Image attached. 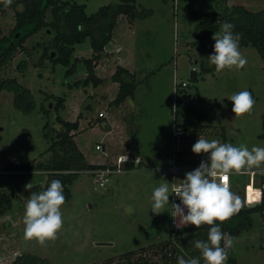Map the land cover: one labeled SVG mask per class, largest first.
<instances>
[{
	"label": "rangeland",
	"instance_id": "obj_1",
	"mask_svg": "<svg viewBox=\"0 0 264 264\" xmlns=\"http://www.w3.org/2000/svg\"><path fill=\"white\" fill-rule=\"evenodd\" d=\"M68 1L84 4L87 15L101 5L116 2ZM134 4L137 12L149 9L150 15L134 19L132 32L125 30L124 16H116L111 37L93 68V73L102 77L96 86L72 85L85 74L79 59L90 56L87 39L73 46L70 62L73 58L77 61L71 75H64L66 66L53 65L46 58L39 63L43 46L49 44L51 37V33L43 29L26 37L22 43L24 49L16 51L0 70L1 78H14L27 88L32 101L31 110L23 112L15 106L11 91L0 90V191L11 194L9 208L0 215V264H12L21 254L37 257V264H110L124 262V254L129 250L133 259L141 256L150 264H164L160 257L162 252L155 245L167 238L171 228L169 206L156 215L151 211V197L157 187L154 179L161 184V179L168 176L141 169L146 160L139 162L149 159L148 155H172V114L181 122V116L172 112L173 106L179 109L188 104L192 111L204 114L202 120L193 121L204 125L203 129H190L177 139V165H200L208 159L207 154L192 152L199 137L236 147L244 145L249 150L253 146L264 147V73L259 55L253 47H240L247 59L243 69L217 72L214 66L209 72H200V63L203 68L212 66L207 58L213 54L215 41L206 38L200 45H193L194 23L190 17L192 10L220 12L225 5L233 4L255 12L264 8V0H135ZM49 19L46 11L44 20ZM13 23V10L6 9L0 15L1 35L7 36ZM220 31L221 26L216 33ZM128 42L132 43V50L121 49L116 55L121 57L122 65L135 66V88L132 97L115 108L106 102L117 89L109 79L110 64L114 63L109 55H113L114 48L118 50ZM191 67L195 68L196 80L189 78ZM173 82L177 84L175 92ZM179 82H185L181 87L183 95L177 91ZM244 90L252 94L255 105L250 113L237 118L229 98ZM57 98L61 99V105L55 108ZM102 111L103 117H98ZM56 116L66 121L77 120L79 126L70 133L86 163L102 164L114 160L118 153H125L133 155V162L140 165L141 170L112 174L104 187H99L86 170H80L67 184L69 196L61 207L63 226L57 238L42 247L35 240L24 239L23 216L28 199L21 195V190L29 183L43 186L46 171L33 167L4 171L3 167L13 161L31 165L45 163L50 155L47 146L55 139L58 128ZM118 117L124 119L122 127L112 125V133L105 135L104 121L111 122ZM45 123L46 139L42 137ZM129 132L133 133L130 139L127 138ZM136 142L141 147L139 151ZM95 144H99L100 150L94 149ZM185 175L177 174L176 178L179 181ZM232 177L236 190L233 187L230 190L245 206L244 187L249 183L257 186L258 175L242 171L233 173ZM113 184L117 187L113 188ZM260 214L250 213V226L232 236L234 243L228 256L238 264H264V218Z\"/></svg>",
	"mask_w": 264,
	"mask_h": 264
},
{
	"label": "trees",
	"instance_id": "obj_2",
	"mask_svg": "<svg viewBox=\"0 0 264 264\" xmlns=\"http://www.w3.org/2000/svg\"><path fill=\"white\" fill-rule=\"evenodd\" d=\"M135 0H116L115 3H108L99 6L93 13L87 15L84 12V4H78L68 0H13L12 4L5 7L4 1H0V15L6 9L13 10V27L7 36L1 35L0 29V70L9 63L11 57L16 51L23 50L22 43L24 39L39 29L49 31L51 37L49 44L43 46L42 53L39 56V63L42 59H48L51 64L59 63L66 66L64 75L68 76L73 73L74 63L77 61L73 58L70 62L75 44L88 40L90 48V56L88 58H80V62L85 68V77L74 80L72 85L88 84L96 86L101 79L93 73L103 46L109 41L111 31L115 23L117 15H122L127 22L131 23L134 19L150 15V10L145 9L137 12ZM20 5V9L16 6ZM46 11L49 12L50 19L44 20ZM190 17L193 21L192 37L193 45H200L201 40L212 38L214 33L218 31L219 26L228 22L234 25L233 32L240 34V47L250 46L255 49L261 59V70L264 73V8L258 11H250L243 5L233 4L225 5L220 12H204L200 10H192ZM199 33V34H198ZM16 34V35H15ZM51 52L53 53L50 56ZM200 65V72H209L213 69L203 68ZM195 70L190 69L189 78L196 80ZM112 82L117 83L116 93L110 104L117 106L126 98H131L135 88L133 73L127 69L116 65L112 74L109 76ZM6 89L13 93V102L16 107L23 112H28L32 108V101L27 88L18 84L14 78H1L0 90ZM177 91L183 95L182 88L178 87ZM61 105V99L57 98L54 107ZM181 116V122L177 125L181 126L185 132L190 129H203L204 125L195 124L194 120H202L204 114L202 112L192 111L188 104L176 109ZM175 112V113H176ZM58 128L56 129L55 139L52 140L47 150L50 151L49 158L45 163H17L7 162L4 171H22L30 170L32 167L38 170L46 171L47 177L43 186L32 185L30 189L21 190V195L28 199L31 193H39L49 186L52 180L62 182L64 195L68 198V188L72 179L80 170H91L102 167L103 164H90L84 161L80 151L77 149L72 140V133L78 127L77 120L66 121L56 116ZM42 137H48L47 123L42 126ZM223 143V142H222ZM263 176H260V180ZM11 194L0 191V215L3 214L10 206ZM264 190L261 192L260 201L252 206H241L238 213L234 214L228 221L218 224L222 231L236 235L241 229L250 226V213L260 212L264 218ZM211 226L202 225L200 228L186 226L175 230L170 228L166 239L159 241L155 245L162 253L160 257L164 264H177L178 257L198 258L200 252L194 246L196 240H207V233ZM223 246V245H222ZM144 248H141V250ZM38 258L30 254H21L16 256L12 264H37ZM110 262V261H109ZM110 264H150L145 258L135 256L132 258L131 250L124 254V262H111ZM200 264H204L202 258ZM226 264H238L230 255Z\"/></svg>",
	"mask_w": 264,
	"mask_h": 264
},
{
	"label": "clouds",
	"instance_id": "obj_3",
	"mask_svg": "<svg viewBox=\"0 0 264 264\" xmlns=\"http://www.w3.org/2000/svg\"><path fill=\"white\" fill-rule=\"evenodd\" d=\"M13 0H4L5 7ZM234 25L225 22L221 31L214 33L213 54L207 59L215 66L217 72L225 69H243L247 59L240 51L241 36L233 32ZM229 100L232 102V112L239 118L253 110L255 100L252 94L241 91L233 94ZM196 155L207 154L208 159L201 161L200 166L192 172L186 173L185 179L179 184L168 183L163 180L159 187L153 190L151 197V211L159 215L166 205H169L170 191L175 194L180 203H172L170 214L177 228L180 226L202 225L211 226L207 233V240H196L194 246L200 252V257L185 259L177 258V264H226L228 250L233 247V237L222 231L216 224H223L241 209V198L230 190L229 176L233 173L260 169L264 164V147L233 146L230 143H221L219 140L208 141L199 137L192 146ZM127 160V156L124 157ZM31 183L25 186L28 190ZM171 186V187H170ZM66 197L62 182L52 180L46 190L31 193L24 206V239L35 240L40 246L54 241L63 226L61 207ZM223 242V246H222Z\"/></svg>",
	"mask_w": 264,
	"mask_h": 264
},
{
	"label": "built area",
	"instance_id": "obj_4",
	"mask_svg": "<svg viewBox=\"0 0 264 264\" xmlns=\"http://www.w3.org/2000/svg\"><path fill=\"white\" fill-rule=\"evenodd\" d=\"M191 69H195L194 67H191ZM176 82H173V91H176ZM179 87L185 86V82H179ZM176 106H173V110L172 112H176ZM98 117H103V113L99 112L97 114ZM172 136L174 137V142H177V139L180 136H183V134H185L184 129L177 125L180 122L175 120V115L172 114ZM94 149L95 150H100V146L99 144H95L94 145ZM101 150H103V147L101 146ZM177 151L173 150L172 155L170 156V163L167 165L166 167V171L169 172V174L171 175V180L172 183H176L179 184V181H182L185 178H181L179 181L175 178V176L177 174H182L184 173L185 170H187L188 168H186L185 166H180L177 165L174 161V159L176 158ZM127 156V160L124 159V157ZM139 162V160L137 161V163ZM103 166L102 167H98V168H94L91 170H86L88 173H90L93 176V179L95 181V183L99 186V187H104L105 184L109 181V178L112 174H120V173H124L127 170L131 169L132 166H135V162H133V156L132 155H128L125 153H118L116 154L114 160H109V161H105L104 163H102ZM249 174L252 176L254 174L258 175V183L257 186H252L250 185L251 183H249V185L244 187V191H243V201H245V206H252L255 204H258L260 201V196H261V192L262 190H264V167L257 169V170H250L248 171ZM260 176H263V179L260 180ZM228 183L230 185V178L228 179ZM171 187V186H170ZM170 197H169V212L170 214L172 213L173 209L171 207L172 203H176L179 204L180 201L179 199L175 196V194L173 192L170 191ZM255 200V201H253ZM264 212V211H263ZM178 223L177 221H174L173 217L170 215V226L172 229L178 230L183 228L184 226L181 225V228H177L175 226V224ZM262 248H264V241L262 243Z\"/></svg>",
	"mask_w": 264,
	"mask_h": 264
},
{
	"label": "crops",
	"instance_id": "obj_5",
	"mask_svg": "<svg viewBox=\"0 0 264 264\" xmlns=\"http://www.w3.org/2000/svg\"><path fill=\"white\" fill-rule=\"evenodd\" d=\"M125 21H126V19H125ZM125 27H127V28H125V30L126 31H131L132 32V29H133V21L131 22V23H129V22H127L126 21V24H125ZM128 27H130V28H128ZM121 47V48H120ZM119 48L120 49H118V50H116V48H114V52H113V55H109V58H111L112 60H114L113 62L114 63H111L112 61L110 60V62L109 63H111L110 64V66H111V69H112V71H111V73H110V75L112 74V72H113V70H114V68H115V66L116 65H118V66H121V67H123V68H125V69H127L129 72H131V73H133V70H134V67H132V68H128V67H126V66H124V65H122L121 64V61H120V58L121 57H119V56H117L116 54H118L117 52H119V50H121V49H127V50H129V49H131L132 50V43L131 42H128L127 44H125V45H123V46H120ZM132 55V54H131ZM113 56H115V57H113ZM113 57V58H112ZM107 58V57H106ZM134 60V59H133ZM100 61H101V59H100ZM103 61H105V60H103ZM107 62V61H106ZM108 63V62H107ZM109 63H108V69H110V67H109ZM109 75V76H110ZM100 78H102V77H100ZM113 86L112 87H116L117 86V83H115V82H113ZM117 88V87H116ZM115 95V94H114ZM113 97L114 96H112V97H110L106 102L107 103H109L110 104V101L113 99ZM122 104H124V102H122V103H120L119 105H117V106H114L115 108H117V107H120ZM112 108V107H111ZM103 112V111H102ZM117 112H119V110L117 111ZM103 114H104V112H103ZM124 119H122V118H120V117H118V119H115V120H113V121H111V122H108L107 120H105L104 121V129H105V135H107V134H109V133H112V125H114V126H120V128L122 127V123H124V121H123ZM79 126V125H78ZM121 131V130H120ZM121 134V133H120ZM122 136V135H121ZM127 138L128 139H130L129 138V136L130 137H132L133 136V133L132 132H129V133H127ZM73 137V136H72ZM74 141V140H73ZM75 143V142H74ZM76 145V144H75ZM174 148H177V146H176V142H174ZM77 147V146H76ZM78 149V148H77ZM141 149V147L139 148V144L136 142V150H140ZM79 150V149H78ZM178 153V152H177ZM141 154V153H140ZM82 156H83V154H82ZM133 156V155H132ZM147 156V155H146ZM148 157H149V159L147 158V159H142L139 163H141L143 160H146L145 162H144V164H142L143 165V167H141V169L143 168H145V169H147V170H153L154 172H156V173H158V174H160V175H167L168 176V178H165V180L168 182V183H172V180H171V175L169 176V172H167L166 171V167H167V165L170 163V156L169 155H158V154H155L154 156L153 155H151V156H149L148 155ZM180 157H181V155H180ZM83 158H84V156H83ZM179 159V157L178 156H176V158L174 159V161H175V163H176V159ZM167 159H169V161H167ZM84 161H85V159H84ZM86 162V161H85ZM200 165H193V164H187L185 167L186 168H188L187 170H185L184 171V173H182V175L183 174H186V173H189V172H192V171H194L195 169H197L198 167H199ZM140 167V165H138V166H132L131 167V169H129V170H127L126 172H134L135 173V171H138V170H141V169H138ZM126 172H124V173H126ZM232 175L233 174H231L230 176H229V178H230V188L231 187H233V190H236L235 188H234V186H233V177H232ZM162 178V177H161ZM175 178H176V176H175ZM168 179H169V181H168ZM177 179V178H176ZM162 181H163V179H161ZM159 181H157L156 179H154V185L155 186H157V187H159ZM113 188H116L117 187V185L116 184H113V186H112Z\"/></svg>",
	"mask_w": 264,
	"mask_h": 264
},
{
	"label": "water",
	"instance_id": "obj_6",
	"mask_svg": "<svg viewBox=\"0 0 264 264\" xmlns=\"http://www.w3.org/2000/svg\"><path fill=\"white\" fill-rule=\"evenodd\" d=\"M15 35H16V34H15ZM50 56H52V52H51ZM83 77H85V74H84V76H83ZM167 161H169V159H167ZM89 207H90V205H89Z\"/></svg>",
	"mask_w": 264,
	"mask_h": 264
}]
</instances>
